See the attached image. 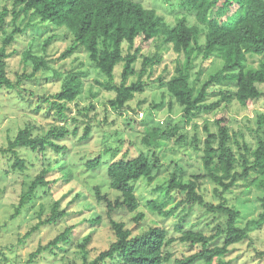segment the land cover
I'll use <instances>...</instances> for the list:
<instances>
[{
    "label": "rangeland",
    "instance_id": "374dc122",
    "mask_svg": "<svg viewBox=\"0 0 264 264\" xmlns=\"http://www.w3.org/2000/svg\"><path fill=\"white\" fill-rule=\"evenodd\" d=\"M136 1L145 7L154 8L168 24L175 23L180 17H185L189 25L197 24L195 12L187 7L185 0ZM236 7V3L232 4L228 15L232 14ZM4 9L7 13L4 16L3 29L10 31L14 24L12 5L6 0H0V13ZM21 19L20 15L15 23L18 25ZM32 21V25L18 34L8 47V51L13 52L7 60L8 76L13 82L22 77L19 89L0 90V148H5L7 138L12 137L25 121L34 124L43 133L53 126L64 127L68 135L60 141H55L59 145L62 144L64 150L56 153L51 148L47 149L43 163L33 159L35 156L29 155V151L18 150L26 161V167L21 174H9L13 157L10 155L11 162L7 163V155L0 151V264H81L82 251L78 244H83V237L90 232V240L85 243L88 262L99 252L106 250L114 240V234L106 216V208L95 199L92 188L98 186L101 192H108L112 199L115 198L116 192L109 188L107 167L111 161L119 159L125 153L126 157H130L152 148L142 141L146 130H174L176 127V136L187 134L190 137L196 132L204 137L205 126L214 129L215 120L227 116L230 134L233 139H238L241 147L245 140L253 149L258 138L264 139V84H258L263 92L261 97L248 101L244 106L236 102L225 105L222 97L235 90L236 81L219 78L209 88V93L203 101L205 106L215 101H219V105L212 110L202 108L190 122H186L181 106L173 103L166 90L158 84V79H169L176 74L175 66L179 55L171 47L161 44L159 38L144 41L138 36L134 43V46L139 48L135 68H140L143 56L157 54L160 61L154 65L150 74H145L148 83L145 91L137 93L125 108L115 109L109 103L114 93L99 84L104 81V75L92 65L88 55L81 48L67 58H60L61 53L72 42L68 31L48 22H38L35 18ZM2 37L3 32L0 31V44ZM48 37L53 39L43 48V43ZM203 40L202 34L199 41L201 45ZM28 48H31L33 55L44 57L50 66L49 69L42 67L29 78L27 75L32 70L33 62L22 61L23 51ZM125 49L126 43L123 44V50ZM258 62L259 56L248 55L244 66L246 69L255 68ZM222 64L223 61L217 54L206 59H203L201 54L196 55L190 69V80L194 89L198 90ZM121 70L122 65L119 63L114 68L116 82ZM54 72L59 76L53 75ZM68 73L79 75L80 92L73 101L66 104L64 120L58 121L47 102L42 103L44 108L35 113L33 110L41 102L38 100L40 96L58 92ZM28 90L33 95L29 94ZM261 117L263 124L259 122ZM127 122L129 124H126ZM85 131L89 134L81 138ZM158 140L154 147L162 162L159 173L154 174L151 181L141 178L135 183L136 194L140 200L139 210L144 214V218L136 223L133 220L134 214L125 209L115 210L112 218L123 222L133 234L140 233L151 225L164 226L168 237L175 238L167 247L172 257L165 263L172 264L174 259L189 256L201 249L200 244L179 241L177 238L181 231L176 229L177 226H180L182 231H202L210 235L215 226L222 222L223 217L221 214L213 215L198 205L178 204L184 196L175 190H167L171 175L176 169L178 175H183V180L188 181L193 174L203 173L201 155L186 145L179 146L174 138L163 136ZM232 144L236 154H239L241 149H238L233 140ZM98 155L101 157L99 166L94 169L85 167L87 160ZM43 167L51 168L46 174L49 184L37 187L32 200L24 204L17 216H12L18 206L21 189L17 181H25L26 189L27 184ZM238 169H241L240 166ZM67 177L69 180L65 181ZM198 182L197 191L206 201L213 204L221 202L218 194L214 192L213 184L205 179ZM261 196L262 189L249 179L239 180L225 194L227 204L238 211L237 225L247 226L249 234L247 240L231 247L230 253L225 257L230 264H264V219L259 217L262 212L259 200ZM149 200L164 201L165 209L173 208V213L168 217L158 215L148 207ZM56 201L59 202V209L66 210L67 216L56 223L42 224L30 235H26L32 225L44 221L50 215L52 205ZM97 215L101 217L100 223L91 226L88 220ZM68 227L73 229L65 242L59 241L56 245L43 248ZM215 242L221 243V239ZM39 246L43 249L29 261L30 254ZM101 264L119 263L116 259H107ZM194 264L203 262L196 260Z\"/></svg>",
    "mask_w": 264,
    "mask_h": 264
},
{
    "label": "trees",
    "instance_id": "16d2710c",
    "mask_svg": "<svg viewBox=\"0 0 264 264\" xmlns=\"http://www.w3.org/2000/svg\"><path fill=\"white\" fill-rule=\"evenodd\" d=\"M12 5V20L14 24L10 31L3 29L4 16L7 10L0 13V31L3 32L0 44V90L19 89L21 77L15 82L7 73V60L13 55L8 47L15 41L18 34L23 33L33 23V18L41 23H51L57 28H65L72 36V42L60 55L61 59L67 58L78 49H82L100 74L104 81L99 84L107 91L114 93L109 103L115 109H122L134 98L137 93H143L148 86L145 74H150L159 58L143 56L140 68H135L139 58V48L134 46L135 39L141 36L144 41L155 38L161 39V44L171 47L179 55L176 60V74L169 79H158L160 88L166 90L173 103L181 106L183 117L190 122L202 108L212 110L219 105V101L212 102L208 106L203 104L209 88L217 79L235 80V90L224 95L225 105L236 102L242 106L248 101L257 99L263 95L258 84H264V0H185L187 7L195 12L197 24L189 25L185 17H180L175 23L168 24L157 14L154 8L145 7L136 0H6ZM236 3L234 12L228 15L229 8ZM22 17L20 23L16 19ZM203 34V44H200V36ZM53 39L48 37L43 43V48ZM126 49L123 50V44ZM125 51V52H124ZM201 54L203 59L217 54L223 61L222 67L212 74L198 90H195L190 80V69L194 57ZM248 55L259 56V62L255 68H245L244 63ZM33 62L32 70L27 78L33 77L42 67L49 69V64L44 57L33 55L31 48L23 51L22 61ZM122 65L118 81H115L114 68ZM53 75L59 76L57 72ZM79 75L68 73L63 79L58 92L49 96H40L41 102L34 107L37 113L44 107L42 103H49V109L54 110L58 121L66 117V104L73 101L80 92ZM25 77V76H24ZM21 90L25 91L23 88ZM29 94H32L28 90ZM28 94V93H27ZM26 94V95H27ZM28 94V95H29ZM33 95V94H32ZM43 107V108H42ZM133 120V119H131ZM263 124V120L259 121ZM228 117L222 116L215 120L214 129L205 126L204 137L198 133L188 137L187 134H177L174 130L165 129L158 131L153 128L146 130L142 141L148 147L147 151L137 155L126 157L123 154L119 159L111 161L107 167L109 188L116 192L112 199L108 192H101L98 186L92 188L95 199L106 208V216L114 234V240L108 248L101 251L92 260H87L85 243L90 240L91 232L83 237V244H78L81 254V264H101L103 261L116 259L119 264H165L172 253L168 245L175 238L168 237L167 229L160 225H151L140 233L133 234L131 229L125 227L121 221L112 218L117 209H125L134 214L133 220L138 223L144 218L139 210L140 200L136 194L135 183L141 178L148 181L158 174L162 167L155 152V143L159 138H174L179 145H186L190 150L199 153L203 173L193 174L188 181L183 180V175L173 171L168 182V191L175 190L183 194L178 202L189 206L198 205L206 208L213 215H222V222L217 224L210 235L202 231H181L177 238L179 241L189 244H200L201 249L193 254L174 259L172 264H194L201 260L203 264H230L225 257L231 251V247L248 239L247 226L237 225L238 211L227 204L225 194L241 179H249L257 187L262 189L259 198L262 212L260 219H264V139L258 138L256 146L245 140L241 144L238 139H233L228 129ZM126 124H129L127 122ZM75 134V132H73ZM89 132L81 136L86 137ZM68 135L64 127L53 126L43 133L28 121L18 128L12 137L7 138L5 148L0 151L7 155L6 162H11L9 174L23 173L26 161L18 150L24 149L29 155H34L37 162L43 163L47 149H53L56 153L62 152L64 146L60 141ZM232 140L238 147L236 154ZM9 155V156H8ZM33 156V157H34ZM101 163L100 155L85 162V167L94 169ZM240 166V170L238 169ZM51 168L43 167L27 184L25 181H17L21 186L18 206L15 209L17 216L20 209L27 201L32 200L37 187L47 186L49 181L46 174ZM70 177V176H68ZM67 177V178H68ZM205 179L213 184L214 192L221 199L220 203L213 204L205 200L197 191L198 180ZM69 178L65 181H68ZM164 201L155 202L149 200L147 205L162 217H168L173 213V208L166 210ZM177 204V205H178ZM67 216L65 209H59V202L52 205L50 215L44 220L32 225L26 235H30L42 224L56 223ZM90 225H97L101 221L100 216H94L88 220ZM72 228L58 234L43 248L56 245L57 242L67 240V235ZM221 239V243L215 241ZM42 247L30 254V260L40 252Z\"/></svg>",
    "mask_w": 264,
    "mask_h": 264
}]
</instances>
